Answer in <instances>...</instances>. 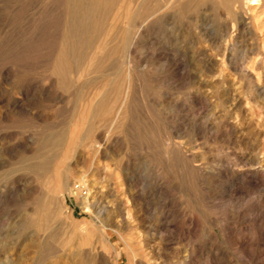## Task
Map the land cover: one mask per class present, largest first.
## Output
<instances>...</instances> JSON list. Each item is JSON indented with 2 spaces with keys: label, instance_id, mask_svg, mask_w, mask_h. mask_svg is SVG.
Returning <instances> with one entry per match:
<instances>
[{
  "label": "rangeland",
  "instance_id": "1",
  "mask_svg": "<svg viewBox=\"0 0 264 264\" xmlns=\"http://www.w3.org/2000/svg\"><path fill=\"white\" fill-rule=\"evenodd\" d=\"M167 1L0 0V264H264V0Z\"/></svg>",
  "mask_w": 264,
  "mask_h": 264
},
{
  "label": "bare ground",
  "instance_id": "2",
  "mask_svg": "<svg viewBox=\"0 0 264 264\" xmlns=\"http://www.w3.org/2000/svg\"><path fill=\"white\" fill-rule=\"evenodd\" d=\"M172 0H168L167 2H171ZM176 1V0H174ZM232 1V0H231ZM237 1V0H236ZM235 2V1H234ZM163 3V2H161ZM177 3V1L175 2ZM119 4V3H118ZM166 5V4H165ZM262 5V1L261 0H238V8L239 10H243L244 12H251V9H258L260 8V6ZM127 6V5H126ZM153 6V5H152ZM159 6V5H158ZM156 7V6H155ZM160 7V6H159ZM163 8V7H162ZM160 11V9H158ZM157 11V10H156ZM155 11V12H156ZM128 12V11H125ZM162 12V11H161ZM161 12H159V14H161ZM236 12V11H235ZM163 13V12H162ZM127 14V13H126ZM165 16V15H164ZM255 18V17H254ZM241 19V17L239 18ZM255 27V26H254ZM104 50V49H103ZM125 51V50H124ZM128 51V50H127ZM225 51V50H224ZM224 53V52H223ZM124 57V56H123ZM66 68V67H65ZM98 93V92H97ZM94 100V99H93ZM120 107V106H119ZM81 126V125H80ZM91 145V144H90ZM81 205L83 208H86V210L88 211V201L87 198L84 197L83 199H81ZM48 207V206H47Z\"/></svg>",
  "mask_w": 264,
  "mask_h": 264
}]
</instances>
